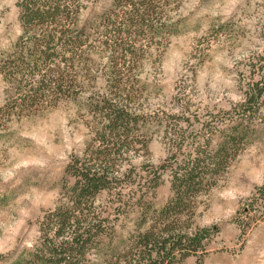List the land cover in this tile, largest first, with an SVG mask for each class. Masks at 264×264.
<instances>
[{"label": "trees", "instance_id": "obj_1", "mask_svg": "<svg viewBox=\"0 0 264 264\" xmlns=\"http://www.w3.org/2000/svg\"><path fill=\"white\" fill-rule=\"evenodd\" d=\"M185 2L18 0L21 34L0 50V126L74 101L88 129L84 148L66 166L58 203L43 216L42 240L28 264H89L100 246L119 252L116 264H181L205 249L212 232L194 223L196 199L260 133L264 58L232 110L199 115L182 99L179 113L153 107L158 86L143 73L156 70L185 26ZM155 135L165 139L169 154L158 166H138L134 158L148 151ZM165 173L171 194L157 208ZM102 192L111 195L110 206L97 204ZM256 193L264 199V186ZM114 203L138 214L127 249L111 238Z\"/></svg>", "mask_w": 264, "mask_h": 264}, {"label": "rangeland", "instance_id": "obj_2", "mask_svg": "<svg viewBox=\"0 0 264 264\" xmlns=\"http://www.w3.org/2000/svg\"><path fill=\"white\" fill-rule=\"evenodd\" d=\"M17 2L0 0V50L10 48L21 34ZM181 10L185 26L171 38L156 70L147 67L143 73L158 86L152 106L179 113L176 103L182 99L199 115L234 109L243 101L246 82L258 78L254 67L264 58V0H186ZM2 89L0 82V101ZM80 111L78 102L68 101L2 122L0 264H28L41 242L43 216L58 203L66 166L88 138ZM164 140L155 135L148 151L137 154L134 162L160 165L169 154ZM260 186H264V123L225 177L196 199L194 223L207 227L212 236L203 251L181 264H264V199L256 193ZM123 192L129 199L131 188ZM170 194V177L165 173L157 189V208ZM97 204L110 206L111 195L102 192ZM119 206L114 203L109 210L111 238L127 249L138 214ZM101 248L92 251L89 264H116L119 252Z\"/></svg>", "mask_w": 264, "mask_h": 264}]
</instances>
